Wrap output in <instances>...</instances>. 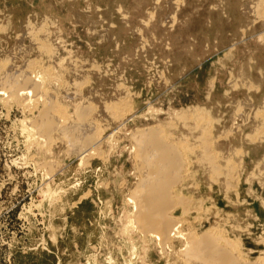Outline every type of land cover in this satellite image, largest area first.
<instances>
[{
	"label": "rangeland",
	"instance_id": "1",
	"mask_svg": "<svg viewBox=\"0 0 264 264\" xmlns=\"http://www.w3.org/2000/svg\"><path fill=\"white\" fill-rule=\"evenodd\" d=\"M23 73L38 91L0 87V264H203L202 235L264 264V0H0V81ZM150 128L183 162L168 237L132 198Z\"/></svg>",
	"mask_w": 264,
	"mask_h": 264
},
{
	"label": "bare ground",
	"instance_id": "2",
	"mask_svg": "<svg viewBox=\"0 0 264 264\" xmlns=\"http://www.w3.org/2000/svg\"><path fill=\"white\" fill-rule=\"evenodd\" d=\"M255 15V14H254ZM2 71V70H1ZM29 73V72H28ZM28 73H23L20 75L19 78H11L9 77H5L4 80L0 81V87L2 89H4V91L6 90L7 93L10 94H14L17 89L21 86V88L23 87V90H27V92H31V91H38V87H37V81H34L30 78L31 76H29ZM4 77V76H3ZM39 82V81H38ZM25 88V89H24ZM42 93V92H41ZM30 96V95H29ZM13 97V96H12ZM48 98V96H47ZM238 110V109H237ZM51 112V111H50ZM199 113V112H198ZM252 113V112H251ZM250 113V115H251ZM179 114V113H178ZM255 114V113H254ZM183 115V114H182ZM196 115V114H195ZM64 116V115H62ZM180 116L181 115H177ZM204 116V115H203ZM201 115V117H203ZM179 117V118H180ZM236 117V116H235ZM257 117V116H256ZM55 118V116H54ZM60 118V117H59ZM48 120H50L49 118H47ZM201 119V118H200ZM204 119V118H203ZM202 119V120H203ZM237 119V118H236ZM63 120V119H62ZM198 120V119H197ZM196 120V121H197ZM51 121V120H50ZM205 121V120H204ZM233 121V120H232ZM236 121V120H235ZM234 121V122H235ZM53 122V120H52ZM207 123V122H205ZM48 124V123H47ZM196 124V123H195ZM50 125H52L51 123H49V127ZM98 125V124H97ZM204 125V123H203ZM28 126V125H27ZM48 127V126H47ZM46 127V128H47ZM45 128V126H44ZM42 129V128H41ZM97 129V128H96ZM155 129V128H154ZM154 129H146L142 132H138V133H134L133 134V138L135 139L136 142H138L139 145V149H142V151L140 152V162L141 160H146L148 161L147 163H149V161L155 165V168L153 171H151L149 174H145L147 176H144V179L140 182V185H138L137 188L134 189L132 198L133 199H138L139 198V193L141 194V192H144L143 195V200L138 202V219L140 222H142L144 224V226H148L151 225L153 229H151L152 233L157 235L158 237H168L167 235L171 234V233H176V229H174V223L172 224V222H174L172 220V218H170V216L167 215V210L169 209L171 203H174L172 200H170V198L172 197L170 195V186L168 185L170 183V177L173 176V172L176 170V167L179 164L183 165V162L181 163L179 160V155L178 152L175 151L176 148L174 149L173 145H171L170 147L168 145H166L167 143H163V142H148V139H150V137L152 135L155 134ZM92 130V127L89 123H87V121L85 122V120L83 119H79L77 122L75 123H71L67 126H65L63 128V132L65 134L68 135H72L74 140H77L78 143L80 144L79 140H85L87 141L86 146H84L83 148H81L82 146L78 144L76 146H78L77 150L81 151V154L84 155L86 153H90L91 151H93L94 149V144H91V141L88 140V138L86 137V135H88L87 131ZM191 130V129H190ZM192 131V130H191ZM211 131V130H210ZM207 134V133H206ZM211 134V133H210ZM209 135V134H208ZM41 137V136H40ZM44 139V137H43ZM163 139V138H162ZM181 139V138H180ZM205 139V138H203ZM159 140V139H158ZM163 141V140H161ZM165 141V140H164ZM188 141V140H187ZM194 141V140H193ZM211 141V140H210ZM184 142V141H183ZM202 142V141H201ZM204 142V141H203ZM202 142V143H203ZM207 142V141H206ZM209 142V141H208ZM210 143V142H209ZM186 144V143H184ZM183 144V145H184ZM197 144V143H196ZM199 144V143H198ZM205 144V143H204ZM190 145V144H189ZM207 145V144H206ZM138 146V145H137ZM193 146V145H191ZM200 146V145H198ZM80 147V148H79ZM205 147V146H204ZM210 147V146H209ZM208 147V149H209ZM169 148V149H168ZM203 148V147H202ZM206 148V147H205ZM215 148V147H213ZM190 149V148H189ZM195 149V148H194ZM198 149V148H197ZM201 149V148H200ZM199 149V150H200ZM188 150V148H187ZM205 150V149H204ZM213 150V149H212ZM196 151V150H195ZM202 152L203 149L201 150ZM79 152V151H78ZM208 153V150H207ZM206 153V154H207ZM80 154V155H81ZM205 156H209L206 155ZM215 154V153H214ZM220 154V153H219ZM199 158L200 157H204V155L200 154L199 151ZM216 156V155H215ZM214 156V157H215ZM207 159V158H206ZM214 159V158H213ZM212 159V160H213ZM217 159V158H216ZM205 161V160H204ZM180 162V163H179ZM203 162V161H202ZM213 163V162H212ZM150 164V163H149ZM217 164V163H216ZM227 164V163H226ZM177 165V166H176ZM181 165V166H182ZM211 165V163H210ZM208 166L215 174L217 171V166L215 167L213 164V166L211 165ZM233 165V164H232ZM150 166V165H148ZM225 166V165H224ZM227 166H229V164H227ZM172 167V168H171ZM178 167V168H179ZM234 168V167H233ZM180 169V168H179ZM183 169V168H182ZM185 169V168H184ZM178 170V169H177ZM222 170V169H221ZM232 170V169H231ZM182 171V170H181ZM144 172H147V170H145ZM177 172V171H176ZM180 172V171H179ZM222 172V171H221ZM232 172V171H231ZM178 173V172H177ZM220 173V172H219ZM189 174V173H188ZM171 175V176H170ZM170 176V177H169ZM176 176H179L176 174ZM222 176V175H220ZM175 176H173L172 179H174ZM223 177V176H222ZM226 177V176H225ZM229 177V176H227ZM232 177V176H230ZM170 181H169V180ZM223 180V179H222ZM182 181V180H181ZM172 182V181H171ZM226 182V181H225ZM227 184V183H226ZM53 185V184H52ZM171 185V184H170ZM226 186V185H225ZM169 187V188H168ZM172 188V187H171ZM87 195V194H86ZM170 195V196H169ZM84 197V196H83ZM141 198V197H140ZM181 198V197H180ZM140 200V199H139ZM183 200V199H182ZM185 200V199H184ZM177 203V202H176ZM179 204V203H178ZM180 205V204H179ZM172 206V205H171ZM176 207V206H174ZM185 210V209H184ZM190 211V210H189ZM185 212V211H184ZM187 213V212H186ZM189 213V212H188ZM137 216V215H136ZM135 217V216H134ZM179 219V218H178ZM130 222V221H129ZM183 222V221H182ZM178 223V222H176ZM180 224V223H179ZM149 229V228H148ZM208 233V232H207ZM205 234V233H204ZM193 235V234H192ZM170 236V235H169ZM185 236V235H184ZM190 238V235H189ZM212 237L208 238V235H202L200 237L197 238H190V244H187L189 247H187L186 254H188V258L190 257V259H195L194 261L199 260L200 263H207V264H222L224 261L228 264H241L239 262H235L237 261V258L234 259L233 257H231V254H229V250H225V248L219 247L218 244H214L212 241L216 239L212 240ZM220 240V239H218ZM222 240V239H221ZM163 242V241H162ZM217 243V242H216ZM225 243V242H224ZM234 247V246H233ZM190 249V250H189ZM227 249V248H226ZM234 249V248H233ZM190 252V253H189ZM165 254V253H164ZM234 255V254H232ZM237 255V254H236ZM184 257V255H183ZM186 257V255H185ZM192 257V258H191ZM236 257V256H235ZM202 261V262H201ZM264 261V260H263ZM193 262V261H192ZM224 262V263H225ZM195 263V262H194ZM223 263V264H224ZM225 263V264H226ZM244 263V262H243ZM242 263V264H243ZM264 263V262H263ZM256 264V263H254Z\"/></svg>",
	"mask_w": 264,
	"mask_h": 264
}]
</instances>
